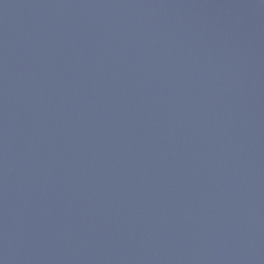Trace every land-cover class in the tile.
I'll list each match as a JSON object with an SVG mask.
<instances>
[{
  "label": "water",
  "instance_id": "1",
  "mask_svg": "<svg viewBox=\"0 0 264 264\" xmlns=\"http://www.w3.org/2000/svg\"><path fill=\"white\" fill-rule=\"evenodd\" d=\"M0 264H264V0H0Z\"/></svg>",
  "mask_w": 264,
  "mask_h": 264
}]
</instances>
